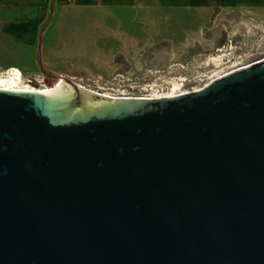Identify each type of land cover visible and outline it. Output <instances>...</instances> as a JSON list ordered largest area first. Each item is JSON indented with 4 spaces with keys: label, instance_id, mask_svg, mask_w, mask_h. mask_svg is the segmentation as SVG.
Here are the masks:
<instances>
[{
    "label": "water",
    "instance_id": "1",
    "mask_svg": "<svg viewBox=\"0 0 264 264\" xmlns=\"http://www.w3.org/2000/svg\"><path fill=\"white\" fill-rule=\"evenodd\" d=\"M0 90V264H264V61L176 98Z\"/></svg>",
    "mask_w": 264,
    "mask_h": 264
},
{
    "label": "rangeland",
    "instance_id": "2",
    "mask_svg": "<svg viewBox=\"0 0 264 264\" xmlns=\"http://www.w3.org/2000/svg\"><path fill=\"white\" fill-rule=\"evenodd\" d=\"M263 61L264 0H142L64 10L37 31L0 29V75L17 69L39 89L70 82L152 99L193 93Z\"/></svg>",
    "mask_w": 264,
    "mask_h": 264
},
{
    "label": "crops",
    "instance_id": "3",
    "mask_svg": "<svg viewBox=\"0 0 264 264\" xmlns=\"http://www.w3.org/2000/svg\"><path fill=\"white\" fill-rule=\"evenodd\" d=\"M141 3L142 0H0V29L37 31L44 27L52 14L64 10L136 8Z\"/></svg>",
    "mask_w": 264,
    "mask_h": 264
},
{
    "label": "bare ground",
    "instance_id": "4",
    "mask_svg": "<svg viewBox=\"0 0 264 264\" xmlns=\"http://www.w3.org/2000/svg\"><path fill=\"white\" fill-rule=\"evenodd\" d=\"M215 62V61H214ZM20 71L17 69H13L12 72L2 74L0 75V90L1 91H10V92H15V93H46V92H51V91H57L60 89H63L67 87L65 84H59L58 87L56 88H35L30 86L28 83L24 82L22 78L19 76ZM83 88V87H82ZM177 90V87L175 88ZM179 90V89H178ZM202 89L196 90L195 92H199ZM190 93H179V92H171L167 95L164 96H158L156 98L148 99V98H142L143 100H159V99H167V98H176L181 95H186ZM107 97H110L112 99H124V98H116L112 97L109 95H105ZM129 99V98H128ZM141 99V98H138Z\"/></svg>",
    "mask_w": 264,
    "mask_h": 264
}]
</instances>
